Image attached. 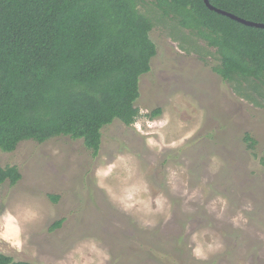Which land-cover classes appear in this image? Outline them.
Listing matches in <instances>:
<instances>
[{
  "label": "rangeland",
  "instance_id": "obj_1",
  "mask_svg": "<svg viewBox=\"0 0 264 264\" xmlns=\"http://www.w3.org/2000/svg\"><path fill=\"white\" fill-rule=\"evenodd\" d=\"M138 9L152 18L156 55L136 122L105 126L96 157L68 136L0 150L21 175L0 185V253L31 264H264V90L235 92L212 70L214 49L150 1Z\"/></svg>",
  "mask_w": 264,
  "mask_h": 264
},
{
  "label": "trees",
  "instance_id": "obj_2",
  "mask_svg": "<svg viewBox=\"0 0 264 264\" xmlns=\"http://www.w3.org/2000/svg\"><path fill=\"white\" fill-rule=\"evenodd\" d=\"M143 1L0 0L2 152L15 151L23 141L40 144L68 136L82 140L96 157L105 126L114 120L125 126L136 122L139 79L156 55L152 18L138 9ZM148 1L161 18L187 31L189 39L215 50L219 64L212 70L235 92L242 93L243 82L264 90V29L211 11L203 0ZM208 1L264 24V0ZM160 114L157 108L148 117ZM244 141L249 149L256 145L249 134ZM20 179L16 166L0 165V185L8 181L13 186ZM0 264L31 263L0 253Z\"/></svg>",
  "mask_w": 264,
  "mask_h": 264
},
{
  "label": "water",
  "instance_id": "obj_3",
  "mask_svg": "<svg viewBox=\"0 0 264 264\" xmlns=\"http://www.w3.org/2000/svg\"><path fill=\"white\" fill-rule=\"evenodd\" d=\"M204 4L206 5V7L211 10V11H214L218 14H221L223 16H226L228 18H230L231 20H234L240 24H243L245 26H248V27H255V28H260V29H264V24H261V23H255V22H252V21H247V20H244L242 18H239L231 13H228V12H225L223 10H220V9H217L215 7H213L208 0H203Z\"/></svg>",
  "mask_w": 264,
  "mask_h": 264
}]
</instances>
